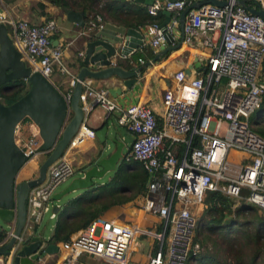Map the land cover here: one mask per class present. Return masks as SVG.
I'll use <instances>...</instances> for the list:
<instances>
[{
	"label": "built area",
	"instance_id": "built-area-1",
	"mask_svg": "<svg viewBox=\"0 0 264 264\" xmlns=\"http://www.w3.org/2000/svg\"><path fill=\"white\" fill-rule=\"evenodd\" d=\"M218 1L225 6L203 5L185 18L183 42L191 44L202 37L210 54L202 76L188 78L183 70L175 74V85L166 89L162 98L160 121L144 105L122 106L107 90L82 83L80 104L85 118L95 107L116 113V123L135 135L127 161L132 158L154 176L148 187L152 198L147 199L145 209L157 215L164 228L156 235L160 245L149 264H189L190 257L200 253L201 246L195 241V212L210 192L264 212V138L249 123L264 97V21L238 5L240 0ZM256 1L264 11V0ZM195 2L155 0L147 12L153 17L165 11L180 15ZM1 23L11 27L13 44L32 71L52 83L55 72L67 78V88L61 92L67 104L64 127L71 117L69 105L77 80L64 59L68 46L54 45L56 21L32 24L10 20L3 12ZM104 24L100 16H92L80 36L102 29ZM176 24L174 19L165 32L172 34ZM139 29L150 38L153 49L165 45V32L158 22ZM215 34L217 41L213 40ZM78 57L82 58L83 52ZM94 135L83 123L64 155L48 167L45 180L31 189L27 199L29 230L46 214L55 218L51 198L57 187L75 174L66 153ZM15 142L28 158L25 167L44 155L38 152L42 143L38 129L29 119L16 127ZM137 232L151 234L110 221H94L85 231L58 244L65 254L60 264H85L81 261L85 256L110 264H128L129 248ZM0 264L10 261L1 258Z\"/></svg>",
	"mask_w": 264,
	"mask_h": 264
},
{
	"label": "water",
	"instance_id": "water-1",
	"mask_svg": "<svg viewBox=\"0 0 264 264\" xmlns=\"http://www.w3.org/2000/svg\"><path fill=\"white\" fill-rule=\"evenodd\" d=\"M129 1L144 7L152 6L155 2V0ZM247 1L240 0L238 5L264 21V11L260 9L257 1L252 0L253 6H249ZM209 4L224 7L226 3L204 0L184 9L179 15L180 35L176 44L173 35L165 32L171 22L172 13L163 12L166 19L160 28L165 32V48L155 55L152 61L129 70L116 63L117 57L126 58L143 45L145 33L142 30L105 22L102 29L82 35L83 57L79 61L81 67L77 68V82L69 105L71 117L64 127L67 104L61 91L39 72L32 71L16 50L6 25L0 24V87L19 80L29 84L26 94L13 104L4 105L0 101V230L5 236L4 244L0 246L1 258L9 259L10 264H34L59 251L56 244L35 233V229L29 230L26 227L27 199L31 189L45 180L48 167L64 155L70 141L85 122L86 114L80 104V96L84 90L82 83L87 79L106 81L116 77L125 90L130 91L147 68L180 48L184 41L183 27L187 14L193 9ZM63 11L68 22L77 25L80 29L85 28L83 12L66 8H63ZM3 12L0 7V13ZM185 73L189 75L190 71ZM109 94L116 98L121 95V90L111 88ZM25 119H29L38 129L42 141L38 152L44 154V159L40 162L34 178L17 183L18 174L28 163V158L15 142V129ZM108 123L106 120V125L95 134L101 147L92 162L82 170L83 177L74 178L61 192L54 194L53 202H59L63 197L73 193H80V196L86 194L87 190L94 187V180L103 179L107 174L113 173L122 161L127 162V154H123L124 143L119 140L118 134L112 132L109 137L107 136ZM112 147H115L113 151H111ZM149 175L151 179L152 174ZM58 210L59 207H53L55 215Z\"/></svg>",
	"mask_w": 264,
	"mask_h": 264
},
{
	"label": "crops",
	"instance_id": "crops-1",
	"mask_svg": "<svg viewBox=\"0 0 264 264\" xmlns=\"http://www.w3.org/2000/svg\"><path fill=\"white\" fill-rule=\"evenodd\" d=\"M105 1L106 0H103V2ZM200 1L204 0H196L195 3H199ZM0 7L10 20H25L32 24H40L45 20H55L58 25V32L55 35L54 43L56 42V44L58 43L68 46L64 53V59L66 64L69 66L70 71L76 75L77 69L73 68V63L75 62L77 56L83 52V40L81 39L82 36H80L82 30L77 25L66 20V15L62 8L53 6L45 0H1ZM73 11L83 12L84 17H87V23L92 16L98 15L93 12L92 14H85V12L80 9H74ZM165 19L166 16H163V20L159 22L157 21L158 24L161 25ZM174 19H177V24L173 26L171 33L175 40L174 44H176L180 35L178 30L179 15L172 13L171 21H174ZM107 22H110V20ZM87 23H85V25H87ZM146 26L147 25L142 27ZM213 40H218L217 34L213 36ZM202 42V37L195 39L191 44L183 42L179 49L170 52L167 56L157 60L149 68H147L144 71L142 77L137 80V83L130 91L125 90V88L121 85V81H119L116 77H112L106 81L87 79L85 84L97 89H105L108 91V93L109 89L111 88L120 89L121 95L117 96L115 99L122 106L133 104L144 105L145 107L149 108L154 113L157 120L160 121L161 115L164 112L162 98L166 89L175 85V74L182 70L184 72L189 70L190 74H186L188 78H194L203 75L206 69L210 50L204 47ZM165 46L166 44L156 50L153 49L150 45V38L147 36L144 38L143 45L141 47L133 51L126 58H120L118 56L116 63L126 70H129L132 67H138L141 65L139 60H141L143 63L152 61L153 59L149 56L150 52H152L154 55H157L165 48ZM138 54H140V56L137 57L136 55ZM195 65H197V67H194ZM263 69L264 64L261 71L262 78L264 79ZM53 77L55 78L53 83L59 89L60 87L63 89L67 88L66 77L64 78V76L58 72H55ZM116 116V113L108 114L102 108L95 107L85 119L84 124L88 129L96 134V132L102 128V125H106V120H108L110 127L108 126L107 136L109 137L112 132H116L118 134L119 140L124 143L123 154H130L135 135L126 128L120 127L116 123ZM115 125L119 126L122 131L117 130ZM100 147L101 145L94 135V138H84L82 141L74 145V149H70L66 153V158L74 166L75 173L79 174L92 162ZM43 159L44 155H40L35 161L31 162V164L35 166V168H38V165ZM139 164L140 163L138 162L136 164V161L130 158L126 162V171L129 170V173H131V170L138 171ZM24 168H22L18 174L17 183L32 179L37 173V169L35 173V170L25 171ZM149 174L150 173H148L146 181V189L140 191L139 194L134 195L128 201L121 202V200H115L121 203H115L105 211H102V205L108 203L109 201L111 202V195L114 194L113 192L120 189V184H115L116 182L113 184L114 178H111L109 174H107L101 180L93 181V188L97 189L101 186L104 187L99 193L94 192L89 196H86L85 194L80 196V193H73L71 198L70 196L68 198L67 196L63 197L56 204V206L60 209L61 205L65 204L66 202L71 201L72 199L75 200L76 198H80L74 202V225L79 222L75 216H78L79 218H87L89 216L88 213L90 212V217H93L96 214L95 211H102L99 212L96 217H94L95 219H93L90 224L97 220H104L124 226H129L133 229H137L138 231L150 232V235L144 233L142 234L140 232L136 233L131 242L127 257L128 264H149L150 258L155 255L158 246L160 245V241L157 239L156 235H160L164 228L161 219L157 215L147 212L145 209L147 199L152 198V196L148 194V187L154 176H152L150 179ZM77 177L78 176L75 178ZM81 177L79 176L78 178ZM109 182H111V185H108ZM61 191L62 189L56 191L54 194H57ZM97 195L99 198H97ZM80 212L81 214H79ZM46 215L43 217V219L46 217ZM47 219L49 222L54 221V223H56L55 218L50 219V217H48ZM42 225L43 220L39 225L34 226L35 233L45 237L46 239H49L50 242V238H52L54 232L55 224H51L50 226ZM83 231H85V229L78 230L76 233H74V236ZM0 234H2L1 230ZM60 243L61 242L54 244L58 246ZM64 256L65 254L59 249L57 254L46 256L34 264H60L64 259ZM81 261H84L85 264H110L104 260L99 261L86 256L82 257Z\"/></svg>",
	"mask_w": 264,
	"mask_h": 264
},
{
	"label": "trees",
	"instance_id": "trees-1",
	"mask_svg": "<svg viewBox=\"0 0 264 264\" xmlns=\"http://www.w3.org/2000/svg\"><path fill=\"white\" fill-rule=\"evenodd\" d=\"M4 1V0H3ZM49 4L70 10L80 9L85 14H98L103 22L110 20L112 23L124 25L127 27L139 28L145 25H151L157 21L163 20V13L158 16H150L147 12V7L139 5L129 0H45ZM103 2V3H102ZM247 4L253 6V1L248 0ZM87 23V17H83ZM7 31L10 32V26L5 24ZM135 54V53H134ZM137 57L140 54L136 55ZM150 58L154 59L155 55L150 52ZM80 58L77 56L73 63V68H80ZM29 89V84L24 80L13 81L0 87V101L4 105H11L19 100ZM264 97L262 103L249 118L251 128L264 138V127H259L264 121ZM103 127V125L101 126ZM139 163V162H138ZM137 164V162H136ZM126 162L122 161L116 170L111 173V178H114L113 184H120V189L114 191L111 195L112 201L102 205V211H105L115 203H121L130 200L134 195L146 189V181L148 173L139 164V170L126 171ZM126 172V173H125ZM111 185V182L108 183ZM103 186L91 188L86 191V196L91 193H99ZM129 195V196H128ZM97 198L99 196L97 195ZM80 198L72 199L61 205V208L55 215V227L50 242L59 243L66 242L78 230L86 229L90 222L95 219L97 214L102 211H95L96 214L90 217L79 218L78 223L74 225V202ZM98 200V199H97ZM121 200V202L115 201ZM206 209L201 223H197L195 241L201 246V251L196 256L190 257L189 264L196 262L198 264H218L217 255L203 252L202 248L206 241L200 239V226H203L205 231L209 233L222 235L224 245L228 256L232 263L227 261V264H264V216L258 215L255 206L241 202L235 207V201L229 197L222 195L219 192H210L205 198ZM258 209V208H257ZM264 213V212H263ZM81 214V212L79 213ZM244 214H250L249 217H243ZM82 224V225H79ZM4 235L0 234V243L4 240ZM226 263V261H223Z\"/></svg>",
	"mask_w": 264,
	"mask_h": 264
},
{
	"label": "rangeland",
	"instance_id": "rangeland-1",
	"mask_svg": "<svg viewBox=\"0 0 264 264\" xmlns=\"http://www.w3.org/2000/svg\"><path fill=\"white\" fill-rule=\"evenodd\" d=\"M69 67V66H68ZM64 78H65V76H64ZM52 81L53 80H55V78L52 76ZM56 86V85H55ZM57 87V86H56ZM58 88V87H57ZM59 89V88H58ZM61 92H63V91H65V89H63L62 87H60V89H59ZM263 119H264V117H263ZM259 127H261V128H263L264 127V121H262L261 122V124H260V126ZM115 128L117 129V130H119V131H122V129L121 128H119V126H117V125H115ZM113 148H115V147H112V149H111V151H113ZM111 151H109V152H111ZM109 152H107V153H109ZM233 158L235 159V160H237L238 159V157L237 156H233ZM25 171H29V170H35V173H36V169L38 170V168H35V166H33L32 164H30V165H28V166H26L25 168ZM37 175V173L35 174V176ZM110 176H111V173L109 174ZM76 176H83V173H82V171L79 173V174H77V173H75L72 177H70V178H68L65 182H63L61 185H59L58 187H57V189H56V191H58V190H60V189H64V188H66L71 182H72V180L76 177ZM77 177V178H78ZM107 180V179H106ZM55 191V192H56ZM87 195V194H86ZM70 196V198L73 196V194H71V195H67V198ZM58 202H56V201H52V203H51V208L53 209V207L54 206H56V204H57ZM241 202H239V203H237L236 201H235V207L236 206H238L239 204H240ZM205 209H206V205H205V202L203 203V205L202 206H200V207H198L197 209H196V219H197V221L199 222V223H201L202 222V219H207V217L205 216H203L204 215V211H205ZM256 209V211H257V213H258V215H261V216H264V213L262 212V211H260L259 209H257V208H255ZM250 216V214H244L243 216H242V218L243 217H249ZM49 217V214H47L46 215V217L43 219V225L42 226H45V225H48V226H50L51 224H55L54 223V221H51V222H49V220L47 219ZM200 228V237L198 238L199 239V241H200V239H202L203 241H206V243H205V246L202 248V251L203 252H207V253H213V254H216L217 255V260H218V264H227V261L229 262H231L232 263V260L230 259V257L228 256V253L227 252H225L226 251V247H225V245H224V241H223V238L221 237L222 235H219V234H214V233H209L208 231H205V229H204V227L203 226H200L199 227ZM74 235V234H73ZM223 261H226V263H224ZM191 264H198V263H196V262H192ZM205 264H209V263H206L205 262Z\"/></svg>",
	"mask_w": 264,
	"mask_h": 264
},
{
	"label": "clouds",
	"instance_id": "clouds-1",
	"mask_svg": "<svg viewBox=\"0 0 264 264\" xmlns=\"http://www.w3.org/2000/svg\"><path fill=\"white\" fill-rule=\"evenodd\" d=\"M8 33H9V32H8ZM53 84H54V83H53ZM38 166H39V165H38ZM24 167H25V166H24ZM24 167H23V168H24ZM33 178H34V177H33ZM53 195H54V194H53ZM51 199H52V198H51ZM52 211H53V209H52ZM33 229H35V228H33Z\"/></svg>",
	"mask_w": 264,
	"mask_h": 264
},
{
	"label": "bare ground",
	"instance_id": "bare-ground-1",
	"mask_svg": "<svg viewBox=\"0 0 264 264\" xmlns=\"http://www.w3.org/2000/svg\"><path fill=\"white\" fill-rule=\"evenodd\" d=\"M31 163H29L28 165H30Z\"/></svg>",
	"mask_w": 264,
	"mask_h": 264
}]
</instances>
